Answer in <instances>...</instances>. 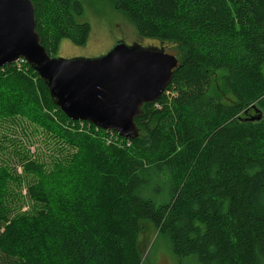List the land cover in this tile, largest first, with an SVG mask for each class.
Returning <instances> with one entry per match:
<instances>
[{
	"label": "trees",
	"instance_id": "16d2710c",
	"mask_svg": "<svg viewBox=\"0 0 264 264\" xmlns=\"http://www.w3.org/2000/svg\"><path fill=\"white\" fill-rule=\"evenodd\" d=\"M31 1L50 56L63 39L88 43L80 0ZM112 2L140 37L176 47L180 67L162 97L143 106L136 123L145 135L132 141L72 121L25 61L0 68V117L28 115L62 152L76 150L50 173L25 165L41 177L29 197L44 208L29 225L0 216V264H143L146 223L179 258L264 264V121L239 117L249 107L264 115V0ZM210 69L225 73L238 105L212 95ZM168 91L172 106L161 110Z\"/></svg>",
	"mask_w": 264,
	"mask_h": 264
},
{
	"label": "water",
	"instance_id": "95a60500",
	"mask_svg": "<svg viewBox=\"0 0 264 264\" xmlns=\"http://www.w3.org/2000/svg\"><path fill=\"white\" fill-rule=\"evenodd\" d=\"M25 61L47 84L56 106L72 121H86L132 141L136 119L156 103L180 67L165 44L144 47L119 41L97 58H55L36 30L31 0H0V68Z\"/></svg>",
	"mask_w": 264,
	"mask_h": 264
},
{
	"label": "rangeland",
	"instance_id": "374dc122",
	"mask_svg": "<svg viewBox=\"0 0 264 264\" xmlns=\"http://www.w3.org/2000/svg\"><path fill=\"white\" fill-rule=\"evenodd\" d=\"M80 1L84 13L79 16L78 21L88 23L91 27L88 43L85 46H76L63 39L55 58H97L109 52L119 41L128 45L138 43L144 47L160 46L156 41L140 37L129 17L115 10L112 0ZM165 48L171 55L177 56L179 53L173 45H165ZM19 67H22V63ZM207 71L212 81V95L226 105H238L225 84V73L211 69ZM173 98L174 93L168 91L165 104H158L157 108L170 109ZM239 117L250 121H264V115L257 107L240 109ZM144 135L145 130H140V136ZM74 154L76 150L71 148L69 153L62 152L60 140L28 115L0 117V216L3 223L20 220L29 225L30 220L37 217L38 210L44 208L42 202L29 197V190L40 187L42 180L39 175L27 171L25 165L28 162L36 161L42 165L43 171L50 173L58 166L55 164L69 165ZM139 248L143 255V264H200L194 256L177 257L168 238L161 235L151 223H146L140 234ZM43 250L48 255L53 254L50 241ZM52 260L48 264H59Z\"/></svg>",
	"mask_w": 264,
	"mask_h": 264
},
{
	"label": "built area",
	"instance_id": "2783aa9c",
	"mask_svg": "<svg viewBox=\"0 0 264 264\" xmlns=\"http://www.w3.org/2000/svg\"><path fill=\"white\" fill-rule=\"evenodd\" d=\"M116 139V138H115ZM128 146H129V144H128Z\"/></svg>",
	"mask_w": 264,
	"mask_h": 264
}]
</instances>
